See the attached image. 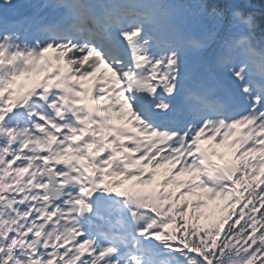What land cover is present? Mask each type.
<instances>
[{
	"label": "snow or ice",
	"instance_id": "snow-or-ice-1",
	"mask_svg": "<svg viewBox=\"0 0 264 264\" xmlns=\"http://www.w3.org/2000/svg\"><path fill=\"white\" fill-rule=\"evenodd\" d=\"M14 7L0 0V264H264V13Z\"/></svg>",
	"mask_w": 264,
	"mask_h": 264
},
{
	"label": "trees",
	"instance_id": "trees-1",
	"mask_svg": "<svg viewBox=\"0 0 264 264\" xmlns=\"http://www.w3.org/2000/svg\"><path fill=\"white\" fill-rule=\"evenodd\" d=\"M251 5V10L254 11L257 16L264 13V0H248Z\"/></svg>",
	"mask_w": 264,
	"mask_h": 264
},
{
	"label": "rangeland",
	"instance_id": "rangeland-1",
	"mask_svg": "<svg viewBox=\"0 0 264 264\" xmlns=\"http://www.w3.org/2000/svg\"><path fill=\"white\" fill-rule=\"evenodd\" d=\"M29 2L30 1H27V0H13L15 7L13 9H10V11H14L15 14H18L25 8L26 5L29 4ZM158 171H161V170H158Z\"/></svg>",
	"mask_w": 264,
	"mask_h": 264
}]
</instances>
